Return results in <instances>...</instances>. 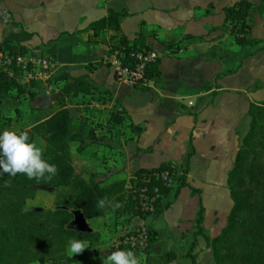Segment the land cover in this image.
I'll list each match as a JSON object with an SVG mask.
<instances>
[{
    "label": "crops",
    "instance_id": "0c3cea01",
    "mask_svg": "<svg viewBox=\"0 0 264 264\" xmlns=\"http://www.w3.org/2000/svg\"><path fill=\"white\" fill-rule=\"evenodd\" d=\"M239 1L255 6L261 2L0 0V44L8 41L11 49L19 51L42 49L56 59L48 80L55 83L41 86L38 91L31 90L37 93L36 100L44 96L50 98L47 107L36 108L35 100L32 110L27 95L17 97L14 90L6 94L0 92V115L6 118L0 122H3L0 133L9 131L17 111L21 118L33 123L21 130L49 118L58 109L53 97L62 94L67 85L77 80L88 86L76 96L65 97V108L74 125L85 122L87 132L94 131L95 143L113 141L108 144L115 148L103 156L110 158L108 164L114 166L117 173L129 176L138 169L155 168L164 162L183 164L191 139L194 155L186 176L189 187L182 188L176 198L173 193L169 194L167 210L140 219L138 224V229L143 224L157 234L152 253L173 251L178 259L170 264H191L184 255L193 241L194 219L204 197L201 186L191 179L193 173H201L210 182L208 184L219 182L222 176L227 178L240 140L248 130V107L264 101L251 100L248 91L239 85L248 63L260 68L264 51L256 52L255 49L252 56L239 61L240 48L222 32L223 10ZM109 9L126 12L120 31L106 30L93 37L89 24L106 17ZM137 35H142L146 46L158 53L159 60L155 72L143 85L129 88L115 80L103 56L118 47L122 37L131 45ZM250 36L264 39V13L254 17ZM240 55L242 58L243 54ZM255 70L248 89L256 81L262 84L260 89H264V71L260 74ZM229 78L235 79L232 84L225 82ZM23 99H26L24 106H18ZM13 103L17 106L14 114L10 112ZM28 104L29 110H26ZM51 106L55 108L51 114L37 117ZM116 115L121 117L120 123L114 119ZM120 127L123 128L121 136L114 137L116 132L111 135V131ZM131 127L141 128L140 133ZM103 131L108 133L106 139L99 135ZM85 152L86 148L82 153ZM71 159L74 164L72 155ZM203 208L206 234L215 237L222 229L218 213L207 217V210ZM115 222L113 219L112 225ZM158 244L164 245L166 250L156 251ZM204 253L209 254L210 250Z\"/></svg>",
    "mask_w": 264,
    "mask_h": 264
},
{
    "label": "trees",
    "instance_id": "16d2710c",
    "mask_svg": "<svg viewBox=\"0 0 264 264\" xmlns=\"http://www.w3.org/2000/svg\"><path fill=\"white\" fill-rule=\"evenodd\" d=\"M223 11L224 34L230 36L240 49L257 47L256 52L264 51V39L250 36L254 17L264 13V0L258 6L248 1H239ZM125 16V11L109 9L106 17L90 23L88 29L93 37H98L106 30L119 32L121 20ZM122 47L126 55L143 49L150 50L142 35H137L131 45L122 37L113 51ZM10 49V42L0 44V51ZM155 67H149L146 80L155 72ZM35 86L36 83H20L17 77L0 75V92L6 94L14 90L17 97L27 95L32 110L37 98V93L31 91ZM87 86L82 81H73L64 88L62 94L53 97L58 109L49 118L30 129L16 132H26L29 143L35 138L41 139L45 144L43 158L57 166L58 174L51 180H29L23 174L18 173L12 177L0 170V264H68L69 240L87 241V249L92 251L101 237L96 231L70 228L74 220L72 210L79 211L83 219L89 220L102 218L106 209L112 210L116 218L146 219L150 215L162 214L169 208L170 202H166L169 194L173 193V198H176L182 188L189 187L186 176L190 159L194 155L191 139L189 151L180 165L164 162L155 168L138 169L128 179L114 180L106 185H101L93 177L85 181L76 174L69 145L78 142L76 151L81 153L87 143H95L97 139L92 129L87 132V123L73 124L65 108V97L76 96ZM247 116L248 130L240 140L232 169L226 178L232 206L225 226L214 238L203 235L204 208L199 206L194 220L196 231L193 233V241L184 255L191 264H197L193 249L198 236L203 237L210 249L214 264H264V101L251 103ZM114 119L118 123L121 121L118 115ZM131 128L137 133L141 131L139 127ZM163 172L168 173V181L172 185L167 186L160 179ZM38 188L49 191L69 189V193L56 203L57 208L54 210H27L25 204L35 198ZM143 189L150 195H154V190H157L154 214L144 212L139 205V194ZM102 198H107L105 206L97 207V202ZM147 230V246L139 254L141 264H170L176 261L178 255L173 251L152 253L157 234L153 229ZM134 233L131 231L127 235ZM121 247L135 251L130 247ZM91 256V260L84 264H103L102 260L94 261L98 257L94 251Z\"/></svg>",
    "mask_w": 264,
    "mask_h": 264
},
{
    "label": "rangeland",
    "instance_id": "374dc122",
    "mask_svg": "<svg viewBox=\"0 0 264 264\" xmlns=\"http://www.w3.org/2000/svg\"><path fill=\"white\" fill-rule=\"evenodd\" d=\"M238 48V47H237ZM256 48H246L243 51L240 49L238 52L237 58L240 60L245 59L246 57L252 56L254 54ZM243 54V57L241 58V55ZM240 57V58H239ZM257 64H250L248 63L246 65V69L244 73L242 74V79L239 82V85L242 86L241 89L248 91L249 95L248 97L253 101H263L264 100V89L261 88V83L259 81H256L254 85L248 89L250 86L249 81L252 77V74L254 73V70L256 73L261 74V70L264 71V62L259 64L260 68L256 67ZM230 67L232 66L229 65ZM264 73H262L263 75ZM254 76V74H253ZM260 76V75H258ZM264 76V75H263ZM255 78V77H254ZM260 81H263L261 77H256ZM234 78L226 79L225 82L232 84L234 82ZM54 82V80H50L44 85L39 84L38 86L34 87L37 91L40 89L41 86L46 87L49 83ZM253 92H249L252 90H256ZM26 99H23L22 101L18 102V106H24V102ZM12 110L10 112L14 114L16 111L17 106L11 105ZM26 110H29V104L28 108ZM55 108L53 106L46 108L40 112V114H37L38 118H43L46 115L51 114ZM25 111V108H24ZM23 112V111H22ZM10 113V114H11ZM23 114L26 117L25 112ZM4 115V114H3ZM4 116L0 115V122L1 120H6V118L3 119ZM30 118V117H29ZM35 119V118H34ZM37 123V122H36ZM35 123V124H36ZM3 124L0 123V125ZM33 123L27 122V119L24 120V117L21 118V115L16 112V115H14V122L11 124V127L9 131H19L21 129H26L28 126H30ZM248 127H246L247 130ZM123 128L120 127L119 129H116V131H111V135L113 132H116L114 137L121 136L120 133H122ZM0 130H3L2 128ZM104 130V129H103ZM3 132V131H2ZM106 134H108L106 131L100 132L99 135H101V139H106ZM106 135V136H105ZM124 135V134H123ZM34 142L37 143L38 146L45 149V144L43 141L39 138H35ZM113 143V141H111ZM111 142H104L103 140H100V145L97 143H90L91 145H88L86 147L85 153H78L76 151V147L79 146L78 143H72L70 145L71 149V155L72 158L74 157V168L76 171V174H78L82 179L85 181H89L92 177L95 178L96 181H98L101 185L109 184L110 182L114 180L119 179H128L130 177L126 176L125 174L117 173L115 167L111 166L109 163L110 158L104 157V153H108L109 149L115 148L114 145L108 144ZM97 149V150H96ZM107 165V166H106ZM107 167H109V170H106ZM111 167V168H110ZM192 181H194L195 184H198L201 186V189L203 190V205L207 210V217L218 213L219 216V223L221 228L225 226L227 215L231 209L232 202L229 198L228 194V188L226 186V177L219 178V182H214L212 184H208L209 181L204 179L201 173L194 172L193 177L191 178ZM218 180V179H217ZM210 183V182H209ZM212 191V192H210ZM69 193V189H60L57 191H49L47 189L38 188L36 196L32 200H28L25 204V208L27 210H54L57 208V202L64 199V197ZM66 208V207H64ZM74 215V220L70 224V228L82 230V231H90V232H99L100 233V242L95 244L94 250L90 251V249H85L82 253L70 256L69 251L68 255L70 257V261L68 264H81L82 262H87L91 260L92 256L91 254L94 253L98 256L94 259V261L97 260H104L107 255H109L111 252L120 251V250H127L126 248L121 247L122 245L119 244L120 241L131 231H136L138 229V224L140 223V219L138 217H129V218H122V217H115V214L112 210L106 209L104 212V215L102 218H95V219H83L80 215L79 211H71ZM205 214V210H204ZM196 218V217H195ZM116 220V222L112 225V220ZM195 220V219H194ZM117 226H120V228ZM203 230L205 236L209 237L206 234L204 221H203ZM146 227V226H145ZM147 228V227H146ZM219 228V227H218ZM149 229V228H147ZM218 230V229H217ZM214 231V232H217ZM222 230V229H221ZM196 231L194 227V232ZM212 234V233H209ZM215 234V233H214ZM216 235V234H215ZM212 235V236H215ZM219 235V234H218ZM217 236V235H216ZM215 236V237H216ZM210 238V237H209ZM214 238V237H212ZM198 243L195 245L193 249V254H196V261L199 262V264H214L212 260L211 254L204 253L207 249H209L202 236L197 237ZM166 247L162 244H158L155 247L156 251H164ZM210 250V249H209ZM136 251V255L140 257V253L142 251ZM134 251V252H135ZM202 252V253H201ZM211 252V251H210ZM154 254H157L153 252ZM86 254V256H85ZM81 258V260H80ZM84 260V261H83ZM38 264V263H33ZM49 264V263H47Z\"/></svg>",
    "mask_w": 264,
    "mask_h": 264
},
{
    "label": "built area",
    "instance_id": "2783aa9c",
    "mask_svg": "<svg viewBox=\"0 0 264 264\" xmlns=\"http://www.w3.org/2000/svg\"><path fill=\"white\" fill-rule=\"evenodd\" d=\"M127 59V61H123ZM159 55L154 50H140L125 54V48L111 50L103 56V62L111 70L115 80L124 86L134 88L146 82V73L150 66L156 65ZM56 66L55 57L42 49L26 51L1 50L0 51V75L8 78L17 77L20 83L44 85L52 75ZM160 179L167 186L172 185L168 181V173L163 172ZM158 198L157 190L150 195L146 189L139 194V205L144 212L154 214V204ZM148 230L141 224L134 234L126 235L119 244L131 249L142 251L147 246Z\"/></svg>",
    "mask_w": 264,
    "mask_h": 264
},
{
    "label": "clouds",
    "instance_id": "9594fccd",
    "mask_svg": "<svg viewBox=\"0 0 264 264\" xmlns=\"http://www.w3.org/2000/svg\"><path fill=\"white\" fill-rule=\"evenodd\" d=\"M28 134H17L13 131L0 133V170L12 177L18 173L31 179L51 180L58 174L55 164L48 163L43 158L44 149L36 142L29 143ZM107 198L97 202V207L103 208ZM116 205L115 207H119ZM87 241L71 239L68 241L70 256L82 253L87 249ZM103 264H141V258L131 250L111 252L103 260Z\"/></svg>",
    "mask_w": 264,
    "mask_h": 264
},
{
    "label": "water",
    "instance_id": "95a60500",
    "mask_svg": "<svg viewBox=\"0 0 264 264\" xmlns=\"http://www.w3.org/2000/svg\"><path fill=\"white\" fill-rule=\"evenodd\" d=\"M50 104V98L48 96L39 97L36 100V108L47 107Z\"/></svg>",
    "mask_w": 264,
    "mask_h": 264
}]
</instances>
